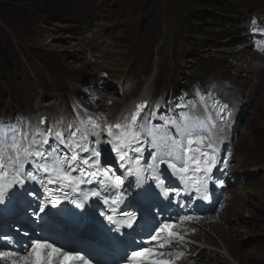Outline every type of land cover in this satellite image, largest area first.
<instances>
[{
    "label": "snow or ice",
    "instance_id": "snow-or-ice-1",
    "mask_svg": "<svg viewBox=\"0 0 264 264\" xmlns=\"http://www.w3.org/2000/svg\"><path fill=\"white\" fill-rule=\"evenodd\" d=\"M215 104L219 105V102ZM146 107V103H140L129 116L104 127L92 117L87 121L81 120L79 126L69 123L66 128L54 127L43 131L38 127L27 131L0 125V205L7 207L31 196L35 199L26 202L36 203L37 212L45 213L49 207L57 208L65 201L84 209L93 198L102 200L107 209L99 215L112 226L107 229L109 232L133 229L126 235L133 237L131 244L136 246L123 256V264H175L163 257H171L175 242L184 239L173 231L176 225L170 222L151 225L145 218L144 229L149 234L146 243L150 246H144L143 240L137 245L134 235L137 211L123 209L143 207L146 201L161 195L165 199L174 195L180 202L178 198L182 190L171 184L165 185V180L161 179V165H166L171 175L185 186V194L195 193L198 199L208 200L211 173L220 162V147L212 134L217 124L211 115L202 120L181 112L179 119L161 117L162 130L151 126L154 113L141 115ZM231 115L228 104L219 105L216 116L225 124ZM169 128L174 129L177 135H172ZM105 132L108 139L102 140ZM50 138L54 146L49 143ZM145 141L156 150L151 156L152 163L146 167L142 164ZM102 143L109 146L103 150V163ZM82 153H87V156H82ZM112 153L122 162L120 175L116 174L118 169L109 166L113 160ZM29 164L31 169L26 170ZM130 176L134 177V182L129 181L128 188L140 189L131 200L128 199L131 193L125 188ZM30 183L43 188V199L35 189L28 187ZM145 184L148 187H144ZM153 184L158 192L154 191ZM219 184L222 187L223 181ZM85 185L96 187L85 188ZM180 219L190 220L191 217ZM2 239L8 244L13 243L6 235ZM22 247L25 251L20 254L3 250L0 246V261L4 264H93L83 251L69 250L47 240H32ZM175 255L180 259L184 253L177 251Z\"/></svg>",
    "mask_w": 264,
    "mask_h": 264
},
{
    "label": "rangeland",
    "instance_id": "rangeland-1",
    "mask_svg": "<svg viewBox=\"0 0 264 264\" xmlns=\"http://www.w3.org/2000/svg\"><path fill=\"white\" fill-rule=\"evenodd\" d=\"M150 1H153V3H151V4L154 5V7L156 5H159V7L161 8L163 2L167 1V0H127V1L124 0L122 2V5L126 8V10L129 9V11H130L137 5H140L143 3L148 5V3ZM174 1L176 2L178 0H174ZM159 7L156 6V8L158 10H162ZM171 7H166L165 9L170 10ZM100 10L101 11L97 15V17L102 18V16H104L105 14H108L107 12L102 11V9H100ZM159 16H162V15H159ZM159 16L155 20L157 22H152L150 24V30L145 35V37H147L148 41L150 40V38L152 36V32L154 29L159 28V27H164V26L167 27L166 21L168 20V18H167V20H164V16H162V19H159ZM115 18L118 19V17H115ZM41 20H42V18L41 19H35L29 23V27H27V32H26V35L24 37L27 39V41H24L23 44H27L28 46H30V49L31 48H37V46L43 47L45 44V45H47V47L51 48L55 52H58V54L60 53L63 57H65V64L67 66H73V64L77 63V57L76 56L80 55L81 50L78 47V45H75L74 38H72V36L76 37L77 35H81L82 32L80 30H77L74 32L72 30H66V29L63 30L64 26L61 24H57L56 25L57 27H55V29H52L48 26L43 25L46 23H38ZM117 26L121 27L122 24L106 23L107 28H116ZM17 28H19V30H17V31H21V28L19 27L18 24H17ZM84 30H86V29H84ZM30 32L33 36H37L38 34H41L42 38L38 36V38L36 37V39L30 40L32 38L31 35H28V34H30ZM165 34H168L170 36L171 31L166 30L163 32V35H165ZM89 37L90 38L85 39V43L88 44V48H89V50H91L94 48V46L92 45V42H91L92 31H91V34ZM122 37H124V35ZM39 38H41V39H39ZM120 38H121V36H120ZM118 41H121V40L118 39ZM80 44H82V43H80ZM171 44H172L171 39H167L166 41H164L162 43H157L153 46V42H152V38H151V40L148 44V47H150L149 50H145L142 48L141 52L134 53L129 57L128 62L131 63V66H129L127 68L125 75L127 77L128 83H130L131 86L129 89H127L125 91V93L123 94L124 96H126L130 92H132L133 94L139 95V93L143 90V88L147 86L146 82H148V80L151 78V76L153 74H155L156 79L152 80L153 83L151 86V93H150V95L152 97L151 104L161 107V105H158L156 103V96L158 94L163 95L168 90L167 76H168L170 70L172 69V64H173L172 56H171L172 55ZM120 45H121V47H124L121 43H120ZM161 47H162V50H161ZM222 48L229 55L236 52V50H237L236 45L234 43H231V42H228L227 44L223 45ZM83 51L84 52L88 51L84 45H83ZM95 51H96V49L93 52H95ZM137 64H139V66ZM39 65H40V63H36V68H40ZM143 65H144V67H143ZM140 67H142V68H140ZM40 71H42V70L41 69L36 70V72H40ZM143 74H146L145 75L146 77L142 76ZM39 78L41 79V81L43 83V87H44V91H45V97L49 98L48 100H44V102H50V99L54 96L52 94L55 91V86L53 84H51L49 79L41 78V77H39ZM65 81H66V79H65ZM64 85H65V83H64ZM124 85L126 86V83H124L123 86ZM63 92L65 94V97L67 98V93L65 91H63ZM107 93H111L110 96L116 95L115 93H113L112 90H106L103 92L104 96H106ZM107 96H109V95H107ZM50 106H51L52 110H56L51 103H50ZM194 111H195V109H190L186 112H188L190 114ZM170 131L172 132V135H174V136L177 135L174 130H170ZM50 143L53 144V146H54L53 140H50ZM253 202H254V200H253ZM254 206H255V204L253 205V210H255ZM250 214L252 217L249 219L255 220L254 221L255 223H253L251 225V228L255 229L256 227L260 226L262 229H264V219L257 218V216H256V215H258V211L256 214H254L253 211H250ZM239 228H240V231L243 234V236L238 238V243L241 244L242 247L239 249V251L237 253L238 256L236 257V260L242 264H253L251 261H249V258L251 257L250 251L251 250H257L258 253L252 252V255L255 256L256 264H264V237H259V238L254 239L253 238L254 233L252 231H250V229H249L250 227L247 228V230H245V231H243L242 227H239Z\"/></svg>",
    "mask_w": 264,
    "mask_h": 264
},
{
    "label": "trees",
    "instance_id": "trees-1",
    "mask_svg": "<svg viewBox=\"0 0 264 264\" xmlns=\"http://www.w3.org/2000/svg\"><path fill=\"white\" fill-rule=\"evenodd\" d=\"M78 0H0V22L4 27L10 29L13 34L23 38L26 35V28L29 27V23L35 19L49 20L50 16L57 13L62 20H66L67 17L74 16L72 10L69 7L75 5ZM124 0H121L123 2ZM127 1V0H125ZM65 2V3H64ZM187 9V18L189 22L196 25H212L218 17V9L221 7L222 0H184ZM63 4V5H62ZM62 5V6H60ZM60 6V7H59ZM151 2L148 3L146 9L145 18L151 19L152 15L150 10L152 9ZM62 8V9H60ZM69 13V14H67ZM86 21L81 19L82 23L91 25L94 18ZM76 20L80 18L74 17ZM141 22V27H144L145 21ZM15 24V25H14ZM17 24L21 27L22 31L18 32ZM202 33V32H201ZM7 35V32L3 35L0 34V57L4 68L11 71H18L20 66L18 64H12L7 60L5 55V46L3 43L10 42L9 39L4 41L2 38ZM10 45V43H8ZM7 45V46H9ZM202 68L209 67V60L198 58L197 60ZM204 73V72H203Z\"/></svg>",
    "mask_w": 264,
    "mask_h": 264
},
{
    "label": "bare ground",
    "instance_id": "bare-ground-1",
    "mask_svg": "<svg viewBox=\"0 0 264 264\" xmlns=\"http://www.w3.org/2000/svg\"><path fill=\"white\" fill-rule=\"evenodd\" d=\"M175 4V1L174 0H167V1H164L161 8L160 9H163V8H166V7H171ZM59 20L60 22H62L63 20L59 17V15L57 13H54L50 16L49 20L45 21V20H41L40 22L38 23H46V24H43L44 26H48L52 29H55V27H57L56 25L57 24H60L59 23ZM78 21L81 22V19H79ZM99 21V17H96L93 19V21L91 22V25H88V24H85V23H82L84 27H87V26H93L95 22ZM74 22V21H73ZM215 22V21H214ZM216 23V22H215ZM75 24V23H73ZM20 27V26H19ZM36 27V26H35ZM21 28V27H20ZM37 28V27H36ZM206 29L208 30V26L206 25ZM27 30V28H26ZM77 30V26L75 28V31ZM22 31V29H21ZM21 31H18V32H21ZM7 32V35L4 36L2 38V40L6 41L9 39V41H14L16 40L17 43H23L24 41H27L26 38H20L18 37L16 34H13L12 31L10 29H7L6 27H4L3 25H0V34L3 35L4 33ZM28 35H31L32 39H36V37L38 38L41 37V34H38L37 36H33L30 32V34ZM74 36H72L73 38ZM42 38V37H41ZM39 38V39H41ZM245 40V39H243ZM215 39H212V38H207L205 37L203 40H201V43L204 47L208 48V49H214V45H215ZM10 42H5L3 43L5 47H8L7 45H9L8 43ZM243 42H248V41H243ZM11 44V43H10ZM29 49H30V46L26 45ZM33 49V51L27 55H24L21 57V59L25 60L27 58H30L31 59V62H30V65L31 67L34 69V71L36 72L37 69H41V68H36V63H40L41 66H45V64L51 60H46L45 58L43 59H38L36 57V49L37 48H31ZM53 51L52 50L50 53H48L47 50H45V53L48 54V56H51V54H53ZM5 52V55L4 57H7V60L10 61L12 64L16 63L18 60H17V57H15L14 59H12V55H13V52L10 50V51H4ZM14 52L16 53L17 55V45L14 49ZM24 52V50H20L19 53H22ZM244 55L246 56L247 60L251 63L252 66H254L255 68H257V65L255 64V61H254V57L251 53H247L245 52ZM56 59L55 61L51 62L53 65H55L56 67L59 65V64H63L65 63V57H63L60 53L57 54V56H55ZM53 59V58H52ZM24 64H26V62L24 61ZM27 65V64H26ZM5 69L4 68V64L2 63V58L0 57V71ZM42 70V69H41ZM247 75L249 76V80H246L244 81L242 87H243V94H242V110L244 111V119H245V122L246 123H251L253 121V116L251 115V112L253 111V109L257 106H259L263 101H264V97L262 96H255L253 93H254V89L256 88L257 84H258V79L254 77V72H253V69L252 67L249 65L248 66V71H247ZM152 80H155V74H153L151 76V78L148 80L147 82V86L143 88V90L139 93L138 97L133 99L131 102H130V106L132 105V103L134 101H140V100H147L148 98L151 97L150 93H151V86H152ZM69 81V80H68ZM3 92V90L0 91V93ZM107 96V95H106ZM129 106V107H130ZM38 109H41L40 106H38ZM257 112H260V113H264V108H259L257 109ZM39 115H44V113H39L37 116ZM173 115V114H172ZM260 119H263L262 116H258ZM234 120H237V115H236V112L234 114ZM3 120L0 118V123L2 122ZM57 126V125H56ZM55 126V127H56ZM19 128H22V126H19ZM24 129V128H22ZM26 130V129H24ZM54 142V141H53ZM49 143H50V140H49ZM51 144V143H50ZM146 146V145H145ZM240 178L242 176H239ZM166 178L168 177H161V179H164L165 180V184H166ZM129 181H132L134 182V178L132 177L131 180ZM128 181V182H129ZM253 185V183H251ZM180 188H182V191L184 189V187L182 185H179ZM255 216V215H254ZM257 218H260L259 216L260 215H256ZM264 217V215H261ZM258 221V220H257ZM260 222V221H259ZM33 228V227H32ZM36 230H39V229H36ZM230 230V229H229ZM234 231V229H233ZM37 237L38 236H34V235H31L28 239V241L25 243V245H28L32 240H37ZM67 238H71V237H68L66 234H65V239ZM87 240H90L91 242H93V240H96L95 238L94 239H87ZM196 251L198 252V255H202L203 254V250L202 248L200 247H197L196 248ZM252 252H257V250H251L250 251V255L251 257L249 258V261H251L253 264H256V261H255V256L252 255ZM225 256L223 257V259H228L230 260L231 262L233 263H230V264H242V263H237L239 261H234L236 259H234L232 257V254L228 251L225 250L224 252ZM194 256L195 255H191V257L194 259ZM197 256V255H196Z\"/></svg>",
    "mask_w": 264,
    "mask_h": 264
}]
</instances>
